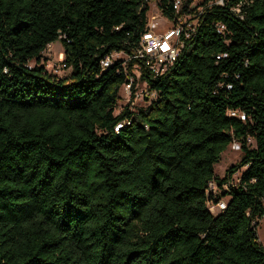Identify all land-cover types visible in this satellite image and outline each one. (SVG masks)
<instances>
[{
	"label": "trees",
	"instance_id": "16d2710c",
	"mask_svg": "<svg viewBox=\"0 0 264 264\" xmlns=\"http://www.w3.org/2000/svg\"><path fill=\"white\" fill-rule=\"evenodd\" d=\"M151 1L0 0V264H264V0L194 5L176 61L141 76L150 105L116 112L134 61L101 60L132 52ZM56 41L65 76L41 63Z\"/></svg>",
	"mask_w": 264,
	"mask_h": 264
},
{
	"label": "built area",
	"instance_id": "2783aa9c",
	"mask_svg": "<svg viewBox=\"0 0 264 264\" xmlns=\"http://www.w3.org/2000/svg\"><path fill=\"white\" fill-rule=\"evenodd\" d=\"M168 1L174 12L173 18L165 16L167 23H170L169 26L164 27L163 30L160 29L161 24L154 17L159 16L160 13L163 15V13L162 11L160 13L157 12L152 19H149L148 29L142 32L139 42L133 47L131 53L127 54L123 50L115 51L106 55L101 60L102 67L106 69L117 61L115 59L116 55H122L121 61L126 70L129 67V62L134 61L131 71H126L127 80L122 85L130 94L133 92L134 84L136 85L137 81L141 80V76L145 71L153 77L163 75L178 58L184 46L185 39L189 38L199 25L200 14L204 9L203 4L198 7V12H191V8L200 2L196 4L195 0H191L189 7L184 9V4L187 0ZM213 2L223 4L224 0H209L208 4L210 5ZM219 30H221V27ZM230 114H237L242 119H245L243 113L231 111ZM234 144L238 145V148H240V143L238 141H234ZM212 185L214 184L211 183L210 187ZM225 206L226 201L224 200L209 205L213 213L215 210H222Z\"/></svg>",
	"mask_w": 264,
	"mask_h": 264
},
{
	"label": "rangeland",
	"instance_id": "374dc122",
	"mask_svg": "<svg viewBox=\"0 0 264 264\" xmlns=\"http://www.w3.org/2000/svg\"><path fill=\"white\" fill-rule=\"evenodd\" d=\"M204 0H195V3H202ZM151 8L149 11V19L153 16H155V13L161 12L159 6H158V0H152ZM159 15V14H158ZM161 25L160 29H164V27L169 26L170 23H167V19L165 16L160 15L154 17ZM65 57H64V48L60 41L53 42L47 46V48L43 51L42 57H41V63H43L46 66V69L55 75L58 76H65L68 75L71 70L66 67L65 65ZM116 60H121L122 55H116ZM135 96L132 98V93L130 94L128 91H126L123 87L120 89V98L116 107V112H120L122 108H124L128 103H131V109L138 111L140 108H145L148 105H150L151 101L155 98L156 93L151 89V87L143 80H138L135 85ZM249 143L252 147L255 146V140L254 138H249ZM242 152L240 148H238V145L234 144V142L228 147L226 151L223 152L221 160L215 165V174L222 178L225 173L226 169L234 164L240 161ZM245 168H242L239 172H237L234 175L235 181H238L241 177L242 173L244 172ZM210 187V191L214 193V195L221 200L227 201L228 197H223V188H220L216 183H213ZM214 203V200L209 203L211 205ZM215 209V208H214ZM218 211L215 210L214 213H217ZM257 232L259 236L260 242L264 245V217L259 219L258 226H257Z\"/></svg>",
	"mask_w": 264,
	"mask_h": 264
}]
</instances>
